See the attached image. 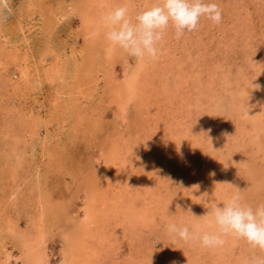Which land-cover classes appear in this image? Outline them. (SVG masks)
I'll return each instance as SVG.
<instances>
[{
    "label": "rangeland",
    "instance_id": "1",
    "mask_svg": "<svg viewBox=\"0 0 264 264\" xmlns=\"http://www.w3.org/2000/svg\"><path fill=\"white\" fill-rule=\"evenodd\" d=\"M158 2L0 0V264H72L96 198L125 211L123 222L100 223L108 239L93 245L95 264L264 257L231 236L210 250L167 232L170 223L214 231L204 215L236 191L264 203V0H206L222 23L202 18L179 40L169 28L156 59L111 46L108 13L126 6L134 19ZM112 152L123 193L102 191ZM109 202L103 213L116 208ZM41 210L44 239L30 249Z\"/></svg>",
    "mask_w": 264,
    "mask_h": 264
},
{
    "label": "clouds",
    "instance_id": "2",
    "mask_svg": "<svg viewBox=\"0 0 264 264\" xmlns=\"http://www.w3.org/2000/svg\"><path fill=\"white\" fill-rule=\"evenodd\" d=\"M4 11L10 12V9L5 7ZM222 12L218 3L206 0H159L152 7L137 12L133 19L128 7H118L104 17L110 27L106 39L129 57L156 59L169 28L174 29L175 38L179 40L186 33L197 31L202 18L221 24ZM255 87L260 88V85ZM204 216L212 217L209 224L214 225V231L170 223L167 232L173 239L197 243L210 250L224 247L226 238L231 236L264 253V203L254 208L236 191L222 206L212 207ZM250 264H264V257H253Z\"/></svg>",
    "mask_w": 264,
    "mask_h": 264
},
{
    "label": "bare ground",
    "instance_id": "3",
    "mask_svg": "<svg viewBox=\"0 0 264 264\" xmlns=\"http://www.w3.org/2000/svg\"><path fill=\"white\" fill-rule=\"evenodd\" d=\"M144 68H145V66L144 67H140V70L142 69V71H144ZM264 72V71H263ZM23 73H25V77L27 78L28 77V73L25 71V72H23ZM145 74V73H144ZM141 75H143V73H140L139 75H138V72L136 73V75H135V77H136V80H137V78H139L140 79V77H141ZM138 76H140V77H138ZM146 80V79H145ZM136 85V84H135ZM135 85H133L132 86V88L131 89H129L128 90V92H130L131 93V99H132V101H134L135 99H138V95H139V92H140V87H138V86H135ZM145 87V86H144ZM147 88V87H146ZM207 94H209V93H207ZM211 98H213V97H211ZM128 142H130V141H128ZM125 143L124 141L122 142L124 145L126 144L127 146H129L128 148H130V144L129 143ZM125 145V146H126ZM132 147V146H131ZM133 148V147H132ZM132 148L131 149H129V151L130 152H132ZM121 160H122V157H121V155H120V153L119 152H112L111 153V156H109V158L106 160V164L105 165H107V166H105L104 167V174H105V176H106V178L104 179L105 181H104V184H103V187H104V189L105 190H103L102 189V191L103 192H105V193H108V192H110L111 190H112V187L114 186L116 189L115 190H118V192H122L123 193V190H122V188H123V186H122V180L120 179V176H121V169L122 168H120L119 167V165H120V162H121ZM123 162V161H122ZM123 166V165H122ZM108 169H110L111 171H109ZM13 170V169H12ZM128 172V171H127ZM132 173V172H131ZM125 178V177H124ZM110 179H112L113 181L114 180H116L117 181V183H115L116 181H114V183H109L108 182V180H110ZM124 180V179H123ZM125 181H128V180H125ZM126 188V187H125ZM128 189V188H127ZM203 190V189H202ZM114 191V190H113ZM97 192V191H96ZM100 193H102V192H100ZM110 193H112L113 194V192H110ZM111 194V195H112ZM206 193H204V195H205ZM39 195V194H38ZM212 196L213 195H211V198H212ZM39 202V201H38ZM109 202V199H106L105 198V201H104V203H98V200H97V198L95 199V201L93 202V207H92V209L90 210V211H88L87 210V213H88V215L90 214V218H92V217H94L95 218V216H97V218L95 219V225H93V222H88V221H86V222H88V223H85V224H83V226L81 227L82 229H81V231H80V234H81V236H82V238H83V240H84V243L82 242V245L81 246H84V249H81L78 253H77V255H76V257H75V259L73 260V262H72V264H95V263H97V260H98V255L97 254H94V253H96V251H95V249H93L92 247H93V245H95L96 244V242H97V244H100V243H102V240H103V244H104V242L106 241V239H108V238H105L103 235L105 234V231H104V229H105V227H104V229H102V230H100L99 228H101L102 226H101V224H103V222H104V220H106V218H107V216H110V215H116L119 219L118 220H120L121 222H123L120 218H122L121 216H119L118 215V209L120 208V210L122 209V211L124 210V208L122 207V206H120L119 205V203L118 202H112L111 204H110V202H109V204L110 205H112L115 209H111V211L110 210H107V212L105 213H103V211H102V207L105 205V207H106V204ZM38 204V203H37ZM43 204H45V203H43ZM94 204H95V207H94ZM109 205V206H110ZM125 205V204H124ZM43 206V205H42ZM134 206V204L132 205V207ZM213 207V206H212ZM41 209V208H40ZM95 209L97 210V212L95 211ZM128 209H131V208H128ZM128 209H127V211H126V213H129L128 212ZM44 210V209H43ZM43 210H41V216H40V219H39V227L40 228H36V232H35V235L32 237H26V239H25V242H26V247H29L30 249H34L36 246H38V244L39 243H42L43 242V239H44V230H42L41 228H42V224H43V218H44V211ZM105 210V209H104ZM93 211V212H92ZM121 211V212H122ZM125 211V210H124ZM131 213H132V211H131ZM101 214V215H100ZM130 214V213H129ZM87 215V216H88ZM125 217V216H124ZM93 218V219H94ZM98 219V220H97ZM107 220H108V218H107ZM120 222V223H121ZM101 223V224H100ZM105 224V223H104ZM95 227V228H94ZM92 231H95V233L97 234V235H99L100 236V238L99 239H97V240H91V238H94V236H95V233H92ZM100 231V232H99ZM101 231H103V232H101ZM28 238V239H27ZM87 239V240H86ZM91 240V241H90ZM101 240V241H100ZM111 241V240H110ZM90 244V250L88 251V249L87 248H89L88 247V245ZM102 244V245H103ZM87 247H86V246ZM92 245V246H91ZM80 246V247H81ZM173 246V245H172ZM95 248V247H94ZM180 249V248H179ZM191 253V252H190ZM172 254V253H171ZM38 255V254H37ZM173 255V254H172ZM39 256H40V254H39ZM35 257H36V259H37V256L35 255ZM172 257H174V255L172 256ZM178 258V257H177ZM34 259V258H33ZM42 259V258H41ZM38 260V259H37ZM40 260V259H39ZM35 261V260H34ZM39 264V263H38Z\"/></svg>",
    "mask_w": 264,
    "mask_h": 264
}]
</instances>
